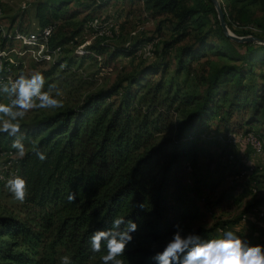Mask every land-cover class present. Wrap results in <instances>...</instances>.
Masks as SVG:
<instances>
[{
  "label": "trees",
  "instance_id": "trees-1",
  "mask_svg": "<svg viewBox=\"0 0 264 264\" xmlns=\"http://www.w3.org/2000/svg\"><path fill=\"white\" fill-rule=\"evenodd\" d=\"M80 1L38 2L39 27L62 19L68 13L61 11L74 3L95 11L109 0ZM125 1L138 2L153 19L163 18L161 25L169 24L173 37L163 43L161 61L30 127V149L17 162L29 195L16 214L0 216V264H58L64 255L74 264H100V254L88 250L89 237L117 215L139 226L124 264H153L154 251L176 223L185 233L218 238L215 228H188L194 218L188 169L204 148L221 147V134L250 133L254 126L263 133L264 45L229 39L210 0ZM220 6L231 30L232 23L262 26L249 9L258 7L264 18V0ZM138 46L118 55L130 56ZM176 46L168 76L164 57ZM33 141L47 155L43 163L32 154ZM70 192L74 203L67 201Z\"/></svg>",
  "mask_w": 264,
  "mask_h": 264
},
{
  "label": "rangeland",
  "instance_id": "rangeland-1",
  "mask_svg": "<svg viewBox=\"0 0 264 264\" xmlns=\"http://www.w3.org/2000/svg\"><path fill=\"white\" fill-rule=\"evenodd\" d=\"M40 1L42 0H0V49L8 51L15 48L17 51H23L22 44L11 41L8 36L15 32L34 33L40 28L35 19V7ZM81 1L83 5L90 2ZM229 1L219 0L224 6ZM92 9L86 10L79 3H74L61 11V15H64V12L68 14L50 25L52 34L48 39V47L51 60L45 61L40 57L36 61L29 53L21 58L10 54L9 60H1L2 83H11L20 74L30 77L33 72H40L46 80L45 90L49 83H54L61 89L58 98L62 100L63 108L34 109L21 121V131L26 137L30 127L37 121L67 109L80 107L95 94L138 74L143 65L161 61L163 43L173 37L170 25H161L163 18H151L138 2L109 0L101 9ZM249 10L252 18L262 26L257 27L254 23L239 28L232 23V30L247 31V36L264 38L262 14L256 6L250 7ZM156 39L159 40L155 42V51L150 58H137L134 53L130 56L118 55L121 50ZM177 49L178 46L169 49L164 57L168 76L173 74ZM212 61L218 64L221 62L217 59ZM17 62H20L18 68ZM158 77L159 75L153 79ZM0 102L9 101L0 96ZM252 131L259 135L264 144V131L261 133L260 126H254ZM220 142V148H204L194 165H191V169H188L187 184L194 213L188 228H215L218 238H222L226 231H232L253 245L261 244L264 241V204L257 203L264 199V175L257 174L260 171L255 168L246 169L239 164L241 154L248 158L254 156L250 147L228 144L223 134ZM226 144L231 150H223ZM25 145L27 152L30 149L29 138L25 139ZM242 150L249 154L242 153ZM12 152L11 138L0 134V170L4 165H8V178L10 170L16 168L19 160ZM229 154L233 155L232 160H229ZM251 181L257 183L252 184ZM5 182H0V216L16 214L20 207L19 203L11 199L4 186ZM260 213H263L262 217Z\"/></svg>",
  "mask_w": 264,
  "mask_h": 264
},
{
  "label": "clouds",
  "instance_id": "clouds-1",
  "mask_svg": "<svg viewBox=\"0 0 264 264\" xmlns=\"http://www.w3.org/2000/svg\"><path fill=\"white\" fill-rule=\"evenodd\" d=\"M52 29H45L50 36ZM25 44L31 43L28 37L18 36ZM80 51V50H78ZM80 54H83L80 52ZM6 53L0 52V56ZM45 61L51 60L44 56ZM45 77L40 72L31 76L20 74L11 83H0V96L9 102H0V134L11 138L12 155L18 159L26 156L25 139L21 131V121L34 109L58 110L64 107L60 96L61 89L49 83L45 90ZM33 155L40 161L47 160V155L33 141ZM5 188L11 199L24 204L29 192L28 181L22 176H11L5 182ZM76 194L70 192L69 203H74ZM143 209V204L138 205ZM139 226L132 219L117 215L105 229L94 231L89 237V252L100 254V264H124L123 257L128 246L133 243L134 233ZM173 232L160 250L151 257L153 264H264V244L253 245L232 231H226L222 238L205 240L195 232L185 233L184 228L176 223ZM58 264H74L71 257L64 255Z\"/></svg>",
  "mask_w": 264,
  "mask_h": 264
},
{
  "label": "built area",
  "instance_id": "built-area-1",
  "mask_svg": "<svg viewBox=\"0 0 264 264\" xmlns=\"http://www.w3.org/2000/svg\"><path fill=\"white\" fill-rule=\"evenodd\" d=\"M110 27H112V25ZM49 28L52 29V27L49 25L43 28H37V31L34 33L26 34V33L15 32L13 33V35L8 36V38L11 41L21 43L24 48L23 51H17L15 48H11L8 51L5 49H0V52L6 53V55L0 56V64H1V60L3 59L9 60L8 57L10 56V54H14L19 58H21L25 54L29 53L31 54L32 58H34L36 61H38V58L40 57L51 56L48 47V39L50 38L51 35L50 36L45 35V29H49ZM0 32H2L1 26H0ZM18 36L28 37L31 43L25 44L23 40L17 38ZM158 40L159 39H156L153 42L144 43L140 45L139 47L136 48L134 52V56L141 59H146L153 56V53L155 51L154 44ZM19 66H20V62H17L16 67L18 68ZM0 83H2V78ZM226 142L228 144H239V145H244L246 147H250L254 156L264 157V144L261 142L259 137L254 132L228 134L226 136ZM232 159H233V155L231 154L229 155V160ZM8 170H9L8 165H4L1 168L0 182H5L8 179V175H7V173H9ZM17 175H19V171L16 166L14 170H10V177ZM260 216L262 217L263 213H260ZM261 244H264V241Z\"/></svg>",
  "mask_w": 264,
  "mask_h": 264
},
{
  "label": "water",
  "instance_id": "water-1",
  "mask_svg": "<svg viewBox=\"0 0 264 264\" xmlns=\"http://www.w3.org/2000/svg\"><path fill=\"white\" fill-rule=\"evenodd\" d=\"M217 13V18L223 33L232 41L236 43H260L264 45V39H259L254 36L238 37L230 32L225 21L224 12L221 9L219 0H210Z\"/></svg>",
  "mask_w": 264,
  "mask_h": 264
},
{
  "label": "crops",
  "instance_id": "crops-1",
  "mask_svg": "<svg viewBox=\"0 0 264 264\" xmlns=\"http://www.w3.org/2000/svg\"><path fill=\"white\" fill-rule=\"evenodd\" d=\"M139 5L141 6V4ZM242 153L249 154L247 153L246 150H242ZM241 156H242V159L241 161H239V164H242V166H244L246 169L255 168L256 171H260L257 174L264 175V157L252 156L248 158L246 156H243V154H241ZM236 167L238 168V166Z\"/></svg>",
  "mask_w": 264,
  "mask_h": 264
}]
</instances>
